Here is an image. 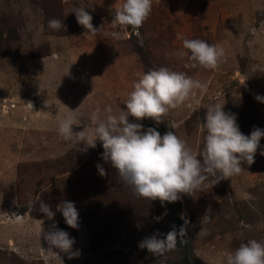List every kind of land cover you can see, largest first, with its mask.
<instances>
[{
	"label": "rangeland",
	"instance_id": "1",
	"mask_svg": "<svg viewBox=\"0 0 264 264\" xmlns=\"http://www.w3.org/2000/svg\"><path fill=\"white\" fill-rule=\"evenodd\" d=\"M121 2L0 0V264H182L178 241L161 255L139 247L145 237L177 235L185 222L181 214L189 221L182 237L200 264H221L225 253L251 239L264 244V137L252 165L183 195L175 206L138 199L115 181L99 141L84 150L57 132V116L69 112L82 117L76 131L93 127L94 111L105 118L110 106L119 115L134 82L160 67L186 72L207 89L197 90L159 124L150 118L129 117L130 122L161 135L172 131L195 153L203 148L200 126L210 104L225 103L245 135L264 129V102L255 99L264 96V0H153L138 34L112 26ZM86 3L95 35L73 12ZM51 18L65 29H50ZM178 37L222 46L223 63L211 70L185 67L187 57L174 55L187 51ZM65 200L79 212L77 229L56 210ZM40 201L51 206L53 219L38 210ZM209 209V222L200 224ZM53 224L74 237L78 255L69 258L48 245L40 230Z\"/></svg>",
	"mask_w": 264,
	"mask_h": 264
},
{
	"label": "clouds",
	"instance_id": "2",
	"mask_svg": "<svg viewBox=\"0 0 264 264\" xmlns=\"http://www.w3.org/2000/svg\"><path fill=\"white\" fill-rule=\"evenodd\" d=\"M84 6L76 7L73 12L76 21L89 33L95 35L97 28L92 24V15ZM153 8V0H122L114 8L113 27L131 28L138 34L139 29L149 19ZM48 27L54 31L65 29L63 22L56 18L48 21ZM182 39V47L187 51L174 53L179 57H187V68L216 69L225 58V49L217 44H209L200 38ZM68 73V70L65 74ZM207 85L194 79L183 71L170 70L167 67L151 69L144 73L133 84V90L125 101V109L119 115H113L112 108L106 109L108 115L101 118L98 110L91 114L93 127L76 131L78 117L72 112L57 116V132L64 141L74 145H84L85 149H95L97 141L101 143L103 152L101 159L110 163L115 169L120 183L128 187L138 199L177 202L183 195L192 196L194 192L217 185L221 180H229L233 175L243 171V164L252 165L264 137V129L254 127L249 135L240 131L235 113L224 109L225 103L208 105L200 131L203 136V148L199 153L193 152L187 141L172 131L163 135L155 128L146 130L142 123L130 122L152 119L157 124L170 110L185 106L186 102L197 90L206 91ZM255 99L264 102V96L256 95ZM190 106V105H188ZM264 155V151L260 153ZM101 176L105 169L97 163ZM34 204V202H33ZM32 204V205H33ZM31 205V207H32ZM48 219H53L55 212L43 201L39 209ZM65 223L73 228L79 227V212L71 201H62L56 206ZM205 214L199 219L200 224L209 222L210 216ZM184 225L180 234L186 232L185 224L189 222L183 214ZM206 235V229H201ZM40 235L52 248L67 253L69 258L78 255L73 252L74 237L63 229L53 227ZM176 233L170 231L164 239L155 235L145 237L139 243L153 255H161L175 248ZM221 264H264V244L255 239L241 243L221 258Z\"/></svg>",
	"mask_w": 264,
	"mask_h": 264
},
{
	"label": "trees",
	"instance_id": "3",
	"mask_svg": "<svg viewBox=\"0 0 264 264\" xmlns=\"http://www.w3.org/2000/svg\"><path fill=\"white\" fill-rule=\"evenodd\" d=\"M174 204L176 206V202H174ZM171 218H174V217H171ZM176 241H178L179 244H180L177 247V249H178V252L180 253V255H182L181 258H180V261H181L182 264H200L198 259L195 258L191 254L190 249H189L190 247L186 243V241L184 240V238L182 237L180 232H178L177 235H176Z\"/></svg>",
	"mask_w": 264,
	"mask_h": 264
},
{
	"label": "crops",
	"instance_id": "4",
	"mask_svg": "<svg viewBox=\"0 0 264 264\" xmlns=\"http://www.w3.org/2000/svg\"><path fill=\"white\" fill-rule=\"evenodd\" d=\"M115 181H119V180L117 179V180H115Z\"/></svg>",
	"mask_w": 264,
	"mask_h": 264
}]
</instances>
